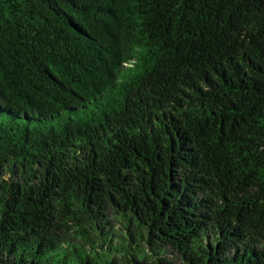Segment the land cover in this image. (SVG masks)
Returning <instances> with one entry per match:
<instances>
[{
	"label": "trees",
	"instance_id": "16d2710c",
	"mask_svg": "<svg viewBox=\"0 0 264 264\" xmlns=\"http://www.w3.org/2000/svg\"><path fill=\"white\" fill-rule=\"evenodd\" d=\"M0 264H264V0H0Z\"/></svg>",
	"mask_w": 264,
	"mask_h": 264
}]
</instances>
